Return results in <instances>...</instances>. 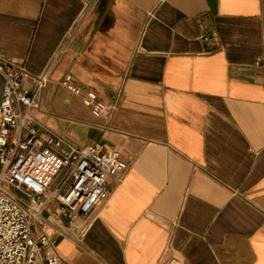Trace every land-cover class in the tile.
<instances>
[{
  "label": "crops",
  "instance_id": "crops-1",
  "mask_svg": "<svg viewBox=\"0 0 264 264\" xmlns=\"http://www.w3.org/2000/svg\"><path fill=\"white\" fill-rule=\"evenodd\" d=\"M0 56L30 92L49 72L44 127L127 165L91 214L51 226L63 261L264 264V0H0ZM67 74L115 102L110 121Z\"/></svg>",
  "mask_w": 264,
  "mask_h": 264
},
{
  "label": "built area",
  "instance_id": "built-area-1",
  "mask_svg": "<svg viewBox=\"0 0 264 264\" xmlns=\"http://www.w3.org/2000/svg\"><path fill=\"white\" fill-rule=\"evenodd\" d=\"M0 76V264H68L55 253L51 226L91 214L110 196L108 179H122L127 165L117 149L75 146L37 120L48 71L31 79L30 92L21 87L26 72L0 56ZM59 85L95 118L112 119L115 102L75 86L68 74Z\"/></svg>",
  "mask_w": 264,
  "mask_h": 264
}]
</instances>
